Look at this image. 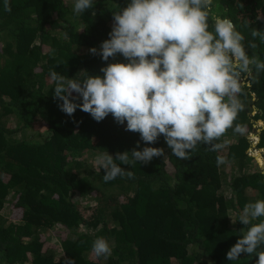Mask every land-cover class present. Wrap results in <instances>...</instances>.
I'll use <instances>...</instances> for the list:
<instances>
[{"label": "trees", "instance_id": "obj_1", "mask_svg": "<svg viewBox=\"0 0 264 264\" xmlns=\"http://www.w3.org/2000/svg\"><path fill=\"white\" fill-rule=\"evenodd\" d=\"M130 0H94L73 13L74 0H0V264H255V254L229 261L227 252L246 226L243 206L264 199V170L249 153V132L264 147V72L242 88L244 109L221 141V152L198 144L181 160L160 136L145 145L109 115L102 122L77 108L63 113L53 98L49 71L73 78L79 72L103 75L108 61L90 53L108 39L112 12ZM230 18L245 37L249 55L264 60V43L247 48L251 30H264V0H213V17ZM77 76L79 79L83 76ZM75 96L76 94L73 93ZM81 101H77L80 103ZM13 119L14 121H12ZM13 123V124H12ZM235 125L246 129L235 132ZM45 131V132H43ZM43 132V133H42ZM140 144L163 148L168 156L121 167L133 178L103 181L89 156L131 151ZM227 159L217 167V155ZM131 155V154H129ZM233 220V221H232ZM234 222V223H233ZM57 236L52 244L48 231ZM104 237L111 257L97 258L93 241ZM264 250L261 246L257 251ZM60 252V253H58Z\"/></svg>", "mask_w": 264, "mask_h": 264}, {"label": "clouds", "instance_id": "obj_2", "mask_svg": "<svg viewBox=\"0 0 264 264\" xmlns=\"http://www.w3.org/2000/svg\"><path fill=\"white\" fill-rule=\"evenodd\" d=\"M93 4L94 0H74L73 13L78 16ZM3 7L10 13V0H4ZM212 8L213 0H130L112 12L109 38L89 51L105 62L117 54L127 62L108 63L100 69L102 76L82 70L69 78L50 69L60 110L73 116L79 108L97 122L111 115L117 124H126V131L139 133L145 145L163 136L172 155L181 160L189 159L198 144L221 152L228 143L221 138L244 109L240 98L244 83L254 72H264V60L248 54L245 37L230 18L213 17L210 29ZM251 36L247 48L257 47L256 38L264 43V30L254 28ZM233 130L243 134L246 129L235 125ZM157 157L168 158L163 148L140 150L138 142L115 158L101 153L96 162L105 170L102 179L107 183L117 177L133 178L132 171L115 161L148 164ZM226 163L218 154L217 167ZM237 221L246 227L227 260L255 254V264H264V250L257 251L264 246V199L246 203ZM92 252L107 259L112 248L106 238L97 237Z\"/></svg>", "mask_w": 264, "mask_h": 264}, {"label": "rangeland", "instance_id": "obj_3", "mask_svg": "<svg viewBox=\"0 0 264 264\" xmlns=\"http://www.w3.org/2000/svg\"><path fill=\"white\" fill-rule=\"evenodd\" d=\"M249 79V78H248ZM248 79L245 81L248 85L250 84V82L248 81ZM257 108L256 107H254L252 110H251V121L254 123L255 122V126H260V125H262V123L263 122H261V123H259V122H257L256 120H255V117H253L255 114H256V112H257ZM12 121H14L13 119H11ZM13 124V123H12ZM43 132H45V131H43ZM42 132V133H43ZM248 138H249V140L252 142V144H251V147H250V149H249V153L251 154V155H254L255 156V158L257 159V153L259 152V154L261 155V159H262V161H263V163L260 161V166L263 168V170H264V155H262V151L260 152V149H258V143H259V139H258V136H257V134H255L254 132H249L248 133ZM98 155H93V156H89V163L92 165V167H94V169L97 171L98 169H100V166H99V164L96 162V157H97ZM53 230H50V231H48V239H49V241L52 243V244H55V243H57L58 242V239H57V236L52 232ZM58 253H60V252H58Z\"/></svg>", "mask_w": 264, "mask_h": 264}, {"label": "crops", "instance_id": "obj_4", "mask_svg": "<svg viewBox=\"0 0 264 264\" xmlns=\"http://www.w3.org/2000/svg\"><path fill=\"white\" fill-rule=\"evenodd\" d=\"M259 131H261L263 128H264V122L262 123V125H260L259 126ZM259 134H257V136H258ZM258 149H260V152L262 151V155H264V147H261V148H259L258 147ZM264 157V156H263Z\"/></svg>", "mask_w": 264, "mask_h": 264}, {"label": "bare ground", "instance_id": "obj_5", "mask_svg": "<svg viewBox=\"0 0 264 264\" xmlns=\"http://www.w3.org/2000/svg\"><path fill=\"white\" fill-rule=\"evenodd\" d=\"M258 154H259V152H258ZM260 155V154H259ZM261 156V155H260ZM260 159H261V157H259ZM261 162L263 163V161H262V159H261Z\"/></svg>", "mask_w": 264, "mask_h": 264}]
</instances>
